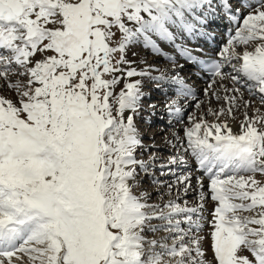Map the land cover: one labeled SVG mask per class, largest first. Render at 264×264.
I'll use <instances>...</instances> for the list:
<instances>
[{"label": "snow or ice", "instance_id": "6c2138e0", "mask_svg": "<svg viewBox=\"0 0 264 264\" xmlns=\"http://www.w3.org/2000/svg\"><path fill=\"white\" fill-rule=\"evenodd\" d=\"M134 47L171 67L135 66ZM146 86L182 127L166 160L141 158ZM262 109L264 0H0V264H264Z\"/></svg>", "mask_w": 264, "mask_h": 264}, {"label": "bare ground", "instance_id": "6f19581e", "mask_svg": "<svg viewBox=\"0 0 264 264\" xmlns=\"http://www.w3.org/2000/svg\"><path fill=\"white\" fill-rule=\"evenodd\" d=\"M138 53V55H134L133 53ZM149 54L147 50H144L140 47H134L132 50H130L128 52V59L129 60H133V61H136V65L137 67H145L146 65H141L139 62L141 60H145L146 59V55ZM152 56V55H151ZM153 57V61L154 62H162L163 61V65H157L159 66L161 69H167V68H170L171 65L168 64L165 60H163L162 58L160 59H157L156 57L152 56ZM154 64V63H153ZM134 82V81H132ZM225 84L227 85H232V82H230L229 80L225 81ZM232 86H235V85H232ZM123 87V84L119 85L116 89V92L118 93L120 91V89ZM151 88V87H150ZM149 88L146 89V93H150L149 95H147L145 98L147 99L148 97H153V94L151 92H149L148 90ZM242 91L244 93V98L245 99H250L251 97L249 96V93L247 91H245L243 88H242ZM155 92V91H154ZM159 93V92H158ZM201 93V92H200ZM201 97V96H200ZM157 98H160V101L161 102H153V104L156 105V108L154 110H156L158 112V114H165L167 115V122H168V125H174L176 127V129L174 130H170L169 134L166 135V137L164 139H166V141L168 140H172L173 139V136L175 133H180L181 135H183V132H182V127H181V124L179 123H176L175 122V119L170 117V115L168 114V112H166L165 110V104L166 102H168V97H166L162 92H160V94L158 95L157 94ZM205 99H208L204 93L202 92V100H205ZM254 104L252 106V108L249 110V114H254L255 113V109L256 107H261V103H260V98L258 96L254 97ZM206 102V101H205ZM149 103V102H148ZM147 103V104H148ZM162 106L159 108L158 105H161ZM212 108H217L218 105L213 102L211 105H210ZM157 107L159 109H157ZM204 106H202L201 108H197L195 106V103L193 101H191L190 99L188 101H186L184 103V111L185 112H188L190 115H193V116H200L202 114V109H203ZM194 108V109H193ZM192 109V110H191ZM153 109H151L149 106H148V111L149 112H154ZM264 110V109H262ZM141 117V116H140ZM146 117L150 120V118L152 116L150 115H146ZM211 116H207L206 119H209ZM164 119V118H163ZM162 119V121H163ZM213 119L212 117L209 119L211 120ZM243 120V112H237L236 113V119L235 120H230L229 123L231 124L232 128L234 131H239V128H240V121ZM147 124H144L143 126L145 127ZM161 128H159V130H164L165 128L160 126ZM159 132V131H158ZM156 133V134H159V133ZM149 133V132H148ZM161 133V132H160ZM155 137H157L155 135ZM175 142V141H173ZM146 145V144H145ZM162 147H165L163 149H166V150H169L170 152H172V150L169 148V146L166 144L165 146L164 145H161ZM161 149V147H159ZM141 152H144L143 150H141ZM157 155H159L162 159H167V157L163 158V156H161L159 153H156ZM166 156V155H165ZM146 160V159H145ZM189 166L192 167L193 169L195 168V162L190 160L189 161ZM157 177H162V181H165L167 183H171L174 181V177L172 175H161V173L159 172ZM151 183V182H150ZM205 183H207V181H205ZM193 185H195V179H193ZM166 191V189H163V188H159V186L156 185V187L154 186L152 189H151V192H149V194L151 195V197H153L154 193L157 192V191ZM173 196H175V192H173ZM188 196H193V198L191 199H188L189 200V203L193 206L196 205L197 203V196H196V193H189ZM158 198V197H157ZM169 198V197H168ZM213 204L214 202L212 201H208L207 204H206V208H205V211H204V215L209 219L211 220V211L213 209ZM208 232H209V229L206 227L205 228V231H204V235H208ZM162 235V234H160ZM210 245V240H205L204 244H203V247L207 250V258L209 260H211L212 258V251L209 247ZM246 255H248V253H244Z\"/></svg>", "mask_w": 264, "mask_h": 264}, {"label": "rangeland", "instance_id": "374dc122", "mask_svg": "<svg viewBox=\"0 0 264 264\" xmlns=\"http://www.w3.org/2000/svg\"><path fill=\"white\" fill-rule=\"evenodd\" d=\"M146 56H147L146 57V60L148 61L149 64H153L154 63L155 65L156 64L157 65H163V61L161 63L160 62H154L152 60L153 57L151 58L150 56H148V54ZM147 88H149L148 90H149V92H151L153 94V97H148L147 99L145 98L142 101V111L140 113V116L141 117H139L136 120V123L138 124L140 133H141V135L143 137L144 144H146V145H153L154 144L155 147L149 148V150L147 152H145V151L142 152L141 158L147 160L148 159V156H149V154L151 152L159 153L161 156H163V158H165V157L169 156L171 154V152L169 150L163 149L165 147H162L161 145H164V146L166 145V139H164V138L166 137L167 134H169L170 130H174V129H176V127L174 125L173 126L172 125L169 126V125H167L166 123H164L162 121V119H163L162 117H164L165 114H158V112L156 110H154V112H152V113L148 111V106L150 104H153V102H161L162 100L160 101V98H157V94L159 95L160 94V91L156 90L154 92L150 88V86H146L144 88V91H146ZM200 100H202V98ZM204 101L207 102V99H205ZM161 106H162V104L161 105H158L159 108ZM158 107H157V109H159ZM186 114H189V113L187 112ZM146 115L152 116L150 118V123H145V118H147ZM165 117H164V119H165ZM144 124H147V125L144 127L143 126ZM160 126L164 127L165 129L160 131L159 130V128H161ZM157 132L159 134H156ZM155 135L157 137H155ZM159 147H161V149ZM138 155H141V153H138ZM164 160H166V159H164ZM159 172H160V170L157 168V170L155 172V175L157 176ZM142 179H143V184H142L141 187L137 188V190H136L137 193H139L140 191H143V190H146L149 193V192H151V189L154 186L156 187V185H154L153 183H150L151 181L148 180L146 177H144ZM159 179L162 181V177H159ZM161 192H163V191H161ZM156 193L157 192H155L154 195H153V197H151V202H160L159 201V198H157L158 196L156 195ZM191 198H193V196H187V199H191ZM164 199L167 200L168 199V196H165Z\"/></svg>", "mask_w": 264, "mask_h": 264}]
</instances>
